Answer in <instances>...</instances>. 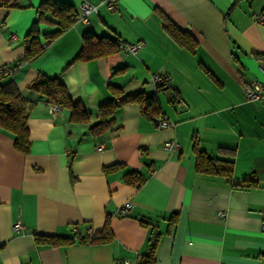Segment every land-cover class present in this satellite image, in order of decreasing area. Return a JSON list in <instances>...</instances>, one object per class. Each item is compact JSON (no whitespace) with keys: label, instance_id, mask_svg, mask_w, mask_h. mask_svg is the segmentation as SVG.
Segmentation results:
<instances>
[{"label":"crops","instance_id":"1","mask_svg":"<svg viewBox=\"0 0 264 264\" xmlns=\"http://www.w3.org/2000/svg\"><path fill=\"white\" fill-rule=\"evenodd\" d=\"M41 1L0 0V67L23 54ZM58 1L73 6L75 22L2 79H13L29 104L30 148L17 150L0 127V264H138L152 237L154 264H264V99L248 101L243 92L263 81L264 58L255 54L264 52V0H116L113 11L86 0L97 10L85 21L77 20L82 0ZM166 19L190 34L193 49L168 32ZM37 28L44 45L57 25L43 20ZM86 31L139 48L74 60ZM38 74L64 84L88 117L74 120L67 108L52 113L28 88ZM154 76L167 89L156 92ZM110 85L125 94L156 92L171 125L158 127L133 102L116 107L109 128L92 131L99 106L113 97ZM168 139L178 143L171 151ZM194 145L232 160L231 174L199 171ZM129 170L144 176L140 187L124 181ZM107 217L109 241H79L88 229L98 236ZM37 235L74 241L55 246Z\"/></svg>","mask_w":264,"mask_h":264},{"label":"trees","instance_id":"2","mask_svg":"<svg viewBox=\"0 0 264 264\" xmlns=\"http://www.w3.org/2000/svg\"><path fill=\"white\" fill-rule=\"evenodd\" d=\"M2 3L8 4L10 0H1ZM237 1V0H235ZM47 16L52 19L49 20ZM76 13L70 4L58 0H42L38 7V14L32 23L30 30L26 34L23 54L12 64L0 67V127L8 130L14 135V147L22 152H28L30 148L29 131L27 128L28 108L29 104L18 90L13 79L2 82V79L13 74L15 69L22 62H29L36 58L45 48L38 38V23L43 20L53 21L57 28L43 35L46 45L51 43L55 38L61 35L75 22ZM165 28L174 38L187 45L189 48L194 47L195 42L190 34L182 32L178 27L174 26L169 20L163 22ZM118 48V40H112L105 36H97L93 32L86 31L82 34V45L74 57V60H90L115 51ZM257 58H264L263 53H256ZM10 70V72H9ZM155 91H163L167 89V80L158 77L155 80ZM28 88L44 97L48 103L58 105L60 108L70 110V117L74 120L78 118L88 117L83 107L78 101H74L68 93L64 84L55 77H49L44 74H38L34 78ZM112 99L99 106L101 120L91 127L94 132L106 130L113 124L112 118H107L116 107L127 104L137 103L143 115L157 122L161 114L156 92L146 94L143 91L125 94L121 88L109 86ZM178 94L172 91L169 96L170 101H176ZM195 165L199 171L212 172L229 176L232 172L233 161L212 158L206 155L197 145H194ZM223 153H230L232 149L221 148ZM117 167L116 164L105 167V170H112ZM123 179L126 183L140 187L144 182V176L136 170H129L124 173ZM98 236H86L79 238L80 242H106L112 238V232L109 226V218H106L105 226ZM37 242H47L51 245L70 244L74 240L71 237L60 235H37ZM157 237L151 238L146 253L142 256L138 264H154V253L157 245Z\"/></svg>","mask_w":264,"mask_h":264},{"label":"built area","instance_id":"3","mask_svg":"<svg viewBox=\"0 0 264 264\" xmlns=\"http://www.w3.org/2000/svg\"><path fill=\"white\" fill-rule=\"evenodd\" d=\"M103 3L105 4L106 8L109 11H113L115 8L116 0H103ZM79 6H80V15L78 16L77 20H81V21H85L87 16L91 12L97 10V5L92 4L86 0H82ZM258 21L260 23L264 24V13H262L258 16ZM44 45L46 46V43ZM118 48L121 50H125L126 52L134 53L139 48V44L127 43L123 39H118ZM9 72H10V70H9ZM156 79H158V76L153 77L154 81ZM243 92H244L245 99L248 101L263 100L264 99V72H263V81L258 80V79L252 80L250 83H248L246 86H244ZM49 109L52 113H55V112L59 111L61 108L56 104L50 103ZM169 125H171V123L166 116L161 115L158 118V122H157L158 127H166ZM177 146H178V143L174 139H168L164 142V148L169 150V151L173 150ZM131 205H132V203L130 201L126 202L120 208V210H119L120 213L125 214L128 211V209L131 207ZM219 215L222 218L225 217V213L223 211H220ZM13 229L15 231H20L22 229V224H21L20 220H17L16 222H14ZM73 230L76 231V228L73 227ZM262 230L264 232V219H263V223H262ZM87 234H88V236H91L92 231L90 229H88ZM129 263H130V261H128V260H120V261H116L114 264H129Z\"/></svg>","mask_w":264,"mask_h":264}]
</instances>
